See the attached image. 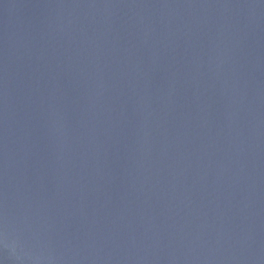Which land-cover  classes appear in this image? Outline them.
Returning <instances> with one entry per match:
<instances>
[{
    "label": "water",
    "instance_id": "obj_1",
    "mask_svg": "<svg viewBox=\"0 0 264 264\" xmlns=\"http://www.w3.org/2000/svg\"><path fill=\"white\" fill-rule=\"evenodd\" d=\"M0 264H264V0H0Z\"/></svg>",
    "mask_w": 264,
    "mask_h": 264
}]
</instances>
